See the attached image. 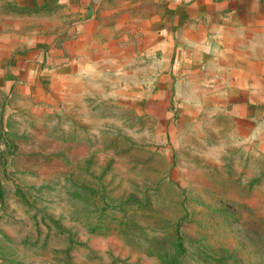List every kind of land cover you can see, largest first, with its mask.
<instances>
[{
  "label": "rangeland",
  "instance_id": "1",
  "mask_svg": "<svg viewBox=\"0 0 264 264\" xmlns=\"http://www.w3.org/2000/svg\"><path fill=\"white\" fill-rule=\"evenodd\" d=\"M65 9H49L44 35L72 22ZM45 13L0 30V264H168L178 239L181 264H264V152L232 123L173 135L77 84L47 105L10 94L1 62L27 50L29 28H48Z\"/></svg>",
  "mask_w": 264,
  "mask_h": 264
},
{
  "label": "crops",
  "instance_id": "2",
  "mask_svg": "<svg viewBox=\"0 0 264 264\" xmlns=\"http://www.w3.org/2000/svg\"><path fill=\"white\" fill-rule=\"evenodd\" d=\"M3 1L1 31L13 22L19 33L27 8L45 10L48 25L29 28L27 50L1 62L10 94L47 105L77 84L156 115L173 135L213 121L228 133L230 122L264 152V0ZM54 5L73 20L49 37Z\"/></svg>",
  "mask_w": 264,
  "mask_h": 264
},
{
  "label": "trees",
  "instance_id": "3",
  "mask_svg": "<svg viewBox=\"0 0 264 264\" xmlns=\"http://www.w3.org/2000/svg\"><path fill=\"white\" fill-rule=\"evenodd\" d=\"M261 224H264V222H262ZM262 233H264V230L262 231ZM164 241H167V240H164ZM164 244H166V243H164ZM171 245H173V249H176L177 251H175L174 255H172L170 260H167L166 263H168V264H177V263L181 264V261H183L184 258L186 256H188L189 251L186 250L185 244H183V242L180 239H178V242L175 245L174 244H171ZM166 251H168V250H166ZM194 254L190 253V255L192 257L203 256L202 254H200L198 252H194ZM206 257H208L210 263H212V264H229V262H227V258L216 259V258H212L211 256H206ZM227 257H233L234 258L235 256L227 255ZM68 264H72V263L69 261Z\"/></svg>",
  "mask_w": 264,
  "mask_h": 264
},
{
  "label": "built area",
  "instance_id": "4",
  "mask_svg": "<svg viewBox=\"0 0 264 264\" xmlns=\"http://www.w3.org/2000/svg\"><path fill=\"white\" fill-rule=\"evenodd\" d=\"M167 1L174 3L188 4L190 2H193L194 0H167Z\"/></svg>",
  "mask_w": 264,
  "mask_h": 264
},
{
  "label": "water",
  "instance_id": "5",
  "mask_svg": "<svg viewBox=\"0 0 264 264\" xmlns=\"http://www.w3.org/2000/svg\"><path fill=\"white\" fill-rule=\"evenodd\" d=\"M100 1L101 0H91L92 8H95L96 6H98Z\"/></svg>",
  "mask_w": 264,
  "mask_h": 264
}]
</instances>
